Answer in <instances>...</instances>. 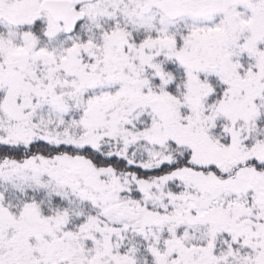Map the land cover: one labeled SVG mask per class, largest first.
<instances>
[{
  "label": "snow or ice",
  "instance_id": "obj_1",
  "mask_svg": "<svg viewBox=\"0 0 264 264\" xmlns=\"http://www.w3.org/2000/svg\"><path fill=\"white\" fill-rule=\"evenodd\" d=\"M0 264H264V0H0Z\"/></svg>",
  "mask_w": 264,
  "mask_h": 264
}]
</instances>
